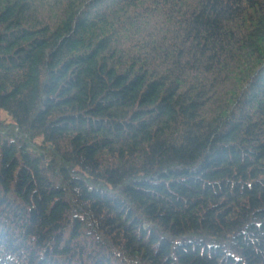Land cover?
Segmentation results:
<instances>
[{"label":"trees","instance_id":"16d2710c","mask_svg":"<svg viewBox=\"0 0 264 264\" xmlns=\"http://www.w3.org/2000/svg\"><path fill=\"white\" fill-rule=\"evenodd\" d=\"M0 264H264V0H0Z\"/></svg>","mask_w":264,"mask_h":264}]
</instances>
